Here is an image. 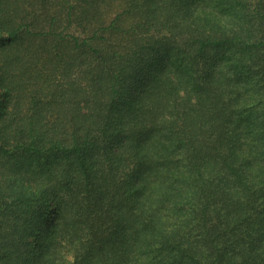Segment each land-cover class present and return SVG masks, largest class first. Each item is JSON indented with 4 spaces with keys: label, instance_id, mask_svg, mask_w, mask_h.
Wrapping results in <instances>:
<instances>
[{
    "label": "trees",
    "instance_id": "16d2710c",
    "mask_svg": "<svg viewBox=\"0 0 264 264\" xmlns=\"http://www.w3.org/2000/svg\"><path fill=\"white\" fill-rule=\"evenodd\" d=\"M0 264H264V0H0Z\"/></svg>",
    "mask_w": 264,
    "mask_h": 264
}]
</instances>
